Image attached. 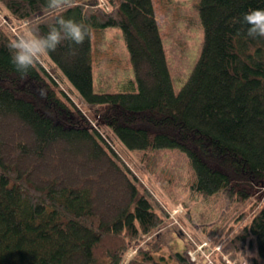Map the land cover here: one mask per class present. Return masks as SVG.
Segmentation results:
<instances>
[{"label": "trees", "instance_id": "obj_1", "mask_svg": "<svg viewBox=\"0 0 264 264\" xmlns=\"http://www.w3.org/2000/svg\"><path fill=\"white\" fill-rule=\"evenodd\" d=\"M62 2L0 0V264H191L192 242L170 246L171 209L129 154L149 167L161 149L187 155L191 194L227 193L245 206L203 228L222 244L217 264L225 255L264 264V37H249L242 19L264 0L199 1L205 40L179 93L154 0ZM59 15L82 21L90 37L63 39L22 77L8 44L24 28L11 22L28 20L42 35ZM109 27L122 31L134 72L119 92L94 84Z\"/></svg>", "mask_w": 264, "mask_h": 264}, {"label": "rangeland", "instance_id": "obj_2", "mask_svg": "<svg viewBox=\"0 0 264 264\" xmlns=\"http://www.w3.org/2000/svg\"><path fill=\"white\" fill-rule=\"evenodd\" d=\"M199 1L154 0L176 93H179L187 82L202 52L205 30L199 15ZM0 9H3L1 5ZM3 11L4 9L2 13ZM4 21L8 22L6 19ZM10 25L14 28L19 27V22L12 21ZM100 36L99 33L96 36L98 43ZM129 59L122 31L117 27H109L104 44L97 46L94 65L95 89L107 92L123 90L124 84H128V80L134 77ZM76 101L93 118L90 107L80 100ZM129 154L138 162L137 166L143 182L148 180L158 196L157 199L167 202L172 210L171 218L176 214V219L181 221L173 223L168 230L163 229V232L167 233L170 246L173 245L178 250H183L186 243L195 241L192 238L193 233L200 234L201 240L212 239L203 236V228L213 230L222 223L230 221L238 210L245 209L242 203L227 193L209 197L191 194L188 182L193 178V168L187 155L178 149H161L151 153L149 167L140 162L142 153L132 151ZM215 246L217 248L221 245ZM200 247L190 252L198 259L196 263H200L203 258L209 259L213 252L210 245H205L201 249ZM216 253L219 251L217 250ZM223 259L227 264H247L246 261H234L226 255Z\"/></svg>", "mask_w": 264, "mask_h": 264}, {"label": "clouds", "instance_id": "obj_3", "mask_svg": "<svg viewBox=\"0 0 264 264\" xmlns=\"http://www.w3.org/2000/svg\"><path fill=\"white\" fill-rule=\"evenodd\" d=\"M47 6L60 8L64 4L62 0H48ZM242 19L247 25L249 37H264V7L245 12ZM25 25L23 32L17 34L16 38L8 44L11 62L22 77L28 74L31 66L38 62L41 57L55 50L63 39L80 44L91 35L89 26L75 18L63 15H59L56 23L49 26L47 32L42 35L38 34L37 28L31 26L30 21L25 20Z\"/></svg>", "mask_w": 264, "mask_h": 264}, {"label": "built area", "instance_id": "obj_4", "mask_svg": "<svg viewBox=\"0 0 264 264\" xmlns=\"http://www.w3.org/2000/svg\"><path fill=\"white\" fill-rule=\"evenodd\" d=\"M208 246L209 245V242H203V244L202 245H200L201 247H200V249L202 248V247H204V246ZM199 247V246H198ZM192 256V259L193 260H196V256H194V255H191ZM204 261L205 262H208L209 264H213V262H212V260H211V257L209 256V259L208 258H204ZM210 261V262H209Z\"/></svg>", "mask_w": 264, "mask_h": 264}, {"label": "bare ground", "instance_id": "obj_5", "mask_svg": "<svg viewBox=\"0 0 264 264\" xmlns=\"http://www.w3.org/2000/svg\"><path fill=\"white\" fill-rule=\"evenodd\" d=\"M101 1V0H100ZM101 4V3H100Z\"/></svg>", "mask_w": 264, "mask_h": 264}]
</instances>
